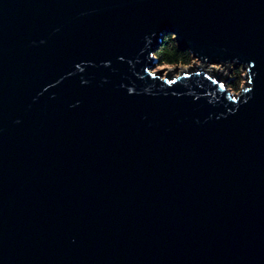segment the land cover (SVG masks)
<instances>
[{
	"label": "water",
	"instance_id": "water-1",
	"mask_svg": "<svg viewBox=\"0 0 264 264\" xmlns=\"http://www.w3.org/2000/svg\"><path fill=\"white\" fill-rule=\"evenodd\" d=\"M0 264H264V0H0Z\"/></svg>",
	"mask_w": 264,
	"mask_h": 264
},
{
	"label": "trees",
	"instance_id": "trees-1",
	"mask_svg": "<svg viewBox=\"0 0 264 264\" xmlns=\"http://www.w3.org/2000/svg\"><path fill=\"white\" fill-rule=\"evenodd\" d=\"M154 55L158 58V66H187L193 62L191 53L188 50L179 49L171 34L164 35ZM224 65L231 72L228 81L229 85L227 86L234 91L240 90V83L242 81V74L240 72L244 71L242 66L234 63Z\"/></svg>",
	"mask_w": 264,
	"mask_h": 264
},
{
	"label": "rangeland",
	"instance_id": "rangeland-1",
	"mask_svg": "<svg viewBox=\"0 0 264 264\" xmlns=\"http://www.w3.org/2000/svg\"><path fill=\"white\" fill-rule=\"evenodd\" d=\"M190 66H192L191 67V68H193L192 70H201L203 72L208 73L209 75H213L214 73L220 75L221 76L220 81H222L226 85L225 87L227 89H229L230 91H233V92L236 91V90L235 91L232 90L230 87L227 86V85H229L228 81H229V76H230L231 72L228 69V67L225 65H220V64H215V63H204V62H200V61L193 58V62L187 66H178V67L158 66V64H156L154 70H156V71L162 70L163 71L162 76H164L165 73H168L170 75V77H174L176 75H179L180 73L188 72L190 70L189 69ZM240 73L242 74V76H241L242 81L240 83V87L242 88L246 82L245 71L240 72ZM238 91H236V92H238Z\"/></svg>",
	"mask_w": 264,
	"mask_h": 264
}]
</instances>
